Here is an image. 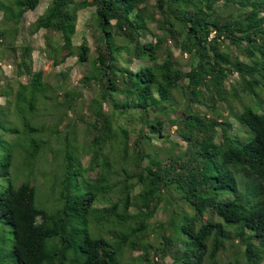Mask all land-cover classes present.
Masks as SVG:
<instances>
[{"label":"trees","instance_id":"1","mask_svg":"<svg viewBox=\"0 0 264 264\" xmlns=\"http://www.w3.org/2000/svg\"><path fill=\"white\" fill-rule=\"evenodd\" d=\"M43 1L0 0V264H264V0H51L29 29L58 38L37 71L19 37ZM89 8L94 57L74 44ZM75 57L86 107L68 74L52 82ZM48 149L61 173L39 206Z\"/></svg>","mask_w":264,"mask_h":264},{"label":"rangeland","instance_id":"2","mask_svg":"<svg viewBox=\"0 0 264 264\" xmlns=\"http://www.w3.org/2000/svg\"><path fill=\"white\" fill-rule=\"evenodd\" d=\"M51 0H44L40 6L32 12H28L25 16V20L23 23V31L21 36L19 37V43L22 44L23 42H26L34 47V69L35 70H40L42 69L46 63H47V56H46V46L48 41H57L58 38L54 36L52 33L47 32L45 30H41L38 32L36 35L31 36L29 33V29L31 25L37 20V18L42 15L46 8L48 7L49 3ZM156 0H150L151 4H155ZM94 8H89L85 9L82 11L78 12V26H77V34L74 39V44L76 46L81 45L82 43L86 42L87 45L91 49L92 57L95 56V48H96V39L98 37V32L96 30V27L94 26ZM91 25V26H90ZM154 29V28H153ZM149 42L156 41L154 36H148L146 38ZM174 55L178 58H180V62L183 65V69L185 71L189 70V63H188V56H183L181 57L179 50H174ZM13 62L11 59L7 60L3 64V69L9 77H12L14 80L17 79L14 69H13ZM141 66L140 62L134 61L131 65L130 68L134 71L139 69ZM90 68V67H89ZM89 68L84 69L82 68L78 62L77 58H70L67 60L65 64L62 66H59L58 68L55 69V75L52 78L53 83H57L58 81V76L60 73L68 74L69 80L67 81V87L69 89L74 88V89H79L84 92L85 96V104L84 106H88L90 103L94 93L90 89H82L81 88V83L80 80L82 79L83 75ZM232 81H235V78L232 79ZM264 98V94H262ZM1 102L4 103V99H1ZM52 108V107H51ZM51 110V109H50ZM264 110V109H263ZM262 110V111H263ZM42 108H41V113H42ZM44 119L42 121L48 126H51L52 123V115L50 113H45L42 114ZM235 126L237 127V124L235 123ZM67 130L66 128V122H64L60 126V131L63 133ZM176 128H168L171 140L174 141V143L179 142V138L175 132ZM83 132H81L79 136V142H83ZM47 139L51 137L50 133H47L45 136ZM48 141H50L51 145L49 148H57L58 145V140L57 136H54L53 138H50ZM24 143V141H22ZM157 145H161L166 149L167 152H174V147L170 142H166L163 140V138L158 139L155 141ZM85 164H87V161H85ZM16 165L14 170L15 172H18L20 169H22L21 161L17 160ZM59 161L55 162L51 159V155L49 154V149L42 152L41 156L38 158L37 162L35 163L34 166V180H33V185L36 186L37 188V204L39 206H43L45 202L43 200L49 199L51 195V190L54 188L56 184V178L57 176H60V169L58 167ZM170 217V213L168 212L166 207H162L158 213L156 214L154 220L152 221L153 227L158 226L159 224L167 222V220ZM7 237L11 238V234L8 232ZM140 253H135V256L139 255ZM157 259V258H156ZM155 259V260H156ZM166 264H170L171 260L166 259L165 260Z\"/></svg>","mask_w":264,"mask_h":264}]
</instances>
